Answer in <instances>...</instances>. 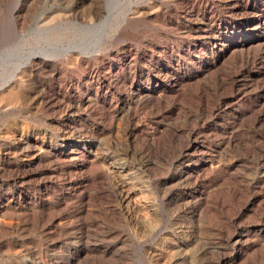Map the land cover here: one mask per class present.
Returning a JSON list of instances; mask_svg holds the SVG:
<instances>
[{
  "label": "rangeland",
  "instance_id": "374dc122",
  "mask_svg": "<svg viewBox=\"0 0 264 264\" xmlns=\"http://www.w3.org/2000/svg\"><path fill=\"white\" fill-rule=\"evenodd\" d=\"M128 1L112 8L109 33L93 42V56L54 53L47 63L55 75L18 74L27 100L0 105V264H227L222 257L259 264L264 44L206 67L219 49L214 35L239 18L253 26V10L234 13L228 0ZM109 2L0 0V85L37 43L61 48L86 41L73 27L97 12L101 21ZM243 3L264 10V0ZM127 16L137 23L123 24ZM206 21L212 26L203 31ZM167 69L170 79L182 81L177 90L138 95L149 74ZM96 93L104 103L95 102ZM129 124L136 125L134 137ZM172 128L192 130L205 158L214 155L215 167L232 168L169 181V161L158 160L145 139L168 137ZM33 133L53 146L40 162L21 167L16 139ZM81 138L93 140L94 152L61 154L63 141ZM124 189L139 206L126 207ZM238 231L249 233L242 248L229 240Z\"/></svg>",
  "mask_w": 264,
  "mask_h": 264
},
{
  "label": "bare ground",
  "instance_id": "6f19581e",
  "mask_svg": "<svg viewBox=\"0 0 264 264\" xmlns=\"http://www.w3.org/2000/svg\"><path fill=\"white\" fill-rule=\"evenodd\" d=\"M132 1L133 0H129L128 2H132ZM243 1L244 0H228L230 11L237 13L241 10L242 11L243 10L247 11L249 9L253 10L255 24L249 27L247 25V21H245L242 18H239L238 20H236L235 24L230 25L231 27H227L225 30L223 31L220 30L219 33H216L214 35L215 38L213 39V45L218 46L219 49L215 53H211L210 56L207 57L208 59L206 66L207 69L216 68L218 64L223 62V60L225 61L228 60V58H235L239 56L240 53H233L234 52L233 50L243 51L264 44V10L260 9L256 11L255 8L257 7V5L255 3L248 5V4H244ZM118 2L119 0H110L107 7V16L103 18L101 21L100 20L99 22L96 21V18L99 17V13L97 12L96 16L90 17L88 23L79 24L76 27H73L74 30L79 29L86 33L87 36L86 41L84 42L82 41V43L79 44H70L61 48L53 47L50 45L49 46L44 45L43 41L41 43L40 42L37 43L36 46H34L30 50V52L28 51L29 55L27 56V58H25V60L22 62L20 60L19 61L20 63L18 62V64H16L13 67V72L11 73V75L8 78L4 79L3 83L0 85V105H6L19 101L25 102L27 100L28 94L26 90L23 88V86L19 84L20 79L17 78L18 74L22 72L25 73L28 71L32 72L34 70L37 71L48 70V72H50L51 75L50 77L55 75V70L53 71L51 69V66L48 65L47 63L48 57L56 56L54 53H63L70 56H76L77 59H80L81 57L93 56L95 53H91V52L93 48H97L98 46V45H94L93 42L102 41L103 38L106 36V33H109L107 29L108 18H110L109 16L112 11V8H114V6L118 4ZM97 3L98 2H92V5L97 6L98 5ZM247 13L249 14V12ZM132 18L128 16L125 17L123 19V24L126 25L129 24V26L136 24L137 21L133 20ZM204 26L205 27H202L201 29L203 31H207L206 28L212 26V21L204 22ZM67 29L70 30L72 28L67 27ZM39 33L43 34L44 30L43 29L39 30ZM228 37H231V40H228ZM21 40L22 43L23 41H25L23 38ZM148 76L149 78L147 79L146 84L145 85L143 84L138 89H136L139 96L145 95L146 97H152L154 93H158V90L160 88L162 89L161 92L162 91L170 92L172 90L174 91L177 90V87L179 86L180 82H182L179 80L180 78L178 77L177 79L174 78L170 79V77L172 76H170L169 69L165 71H160L159 73H153V74L151 73ZM106 78H107V74H104L100 80L104 82ZM136 78L137 76H134L132 78L131 84L135 81ZM100 86H102V84ZM102 101L103 103L105 102L104 97L101 94L96 93L95 102H102ZM255 113L256 112H254V114ZM135 126L131 124L126 126V130L129 136L134 137L135 132L137 130ZM190 131L191 132L184 134L179 132L176 128H172L171 132H169L170 135L169 136L167 135L168 137L158 136L156 139L154 138L145 139L146 144L148 145V147H150L149 149H151V151L155 154L158 160L169 161L168 165H170V167L172 168V172L170 173L171 178L169 179V181L174 179L186 178L188 176H191L192 174H197L198 176H200L201 173L209 174L215 171H220L221 173H225L227 172V170L232 168L233 163H229L224 166L220 165L218 167H215V156L210 154L209 156H206L207 158H205L204 155L205 151L202 150L203 148H201L198 139L194 137L195 134L193 135L194 138H192V130ZM33 135L34 137H28L24 135L25 137L21 136L19 139H16V145L14 146V150H15L14 154L17 155L16 152L19 151L23 155V158L20 160L22 162L21 167L31 166L33 164H36L37 161L40 162L43 156H45L44 154L47 153V151L53 146L50 140L39 137L36 135V133H33ZM231 140L232 137L227 139V142L230 143ZM87 149H89L90 152H94V142L91 138L90 139L81 138L77 142L70 140L63 141L62 149L60 150V152L61 154L64 155L66 154L73 159V158H78V155H80V153L86 152ZM199 151L201 152L200 155L197 154V152L199 153ZM121 168L125 169L124 166H121ZM205 192H206L205 190L201 191L200 195L205 194ZM131 195H132L131 192L126 190L124 193H122V200L124 201L127 208L139 206L138 202L132 200ZM206 195H208L207 192ZM205 200H207V197L205 198ZM2 225L3 223L0 222V226ZM229 238H230L229 240L235 246H240V248H242L243 244L250 243L249 233L245 231H238L234 236H231ZM262 253H264V251ZM222 259L227 264L233 262L232 259L229 260L227 257H222ZM259 264H264V257H262V259L259 261Z\"/></svg>",
  "mask_w": 264,
  "mask_h": 264
}]
</instances>
